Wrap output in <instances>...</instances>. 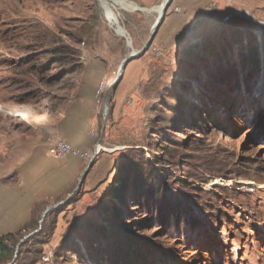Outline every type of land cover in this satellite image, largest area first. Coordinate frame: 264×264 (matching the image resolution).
Wrapping results in <instances>:
<instances>
[{
    "label": "rangeland",
    "instance_id": "obj_1",
    "mask_svg": "<svg viewBox=\"0 0 264 264\" xmlns=\"http://www.w3.org/2000/svg\"><path fill=\"white\" fill-rule=\"evenodd\" d=\"M105 1L132 47L100 0H0V181L14 182V148L58 140L83 69L106 57L112 71L95 95L97 152L106 146L116 163L136 150L157 182L130 184L126 222L134 231L125 232L102 216L114 168L93 186L85 176L69 197L33 206L0 264H264V0H198L203 10L194 23L175 0L161 26L165 40L157 36L126 66L120 102L142 72L144 79L137 97H127L124 119L112 116V84L158 17L132 8L163 0ZM186 24L198 31L177 42ZM64 46L74 53H54ZM129 75H136L131 82Z\"/></svg>",
    "mask_w": 264,
    "mask_h": 264
},
{
    "label": "crops",
    "instance_id": "obj_2",
    "mask_svg": "<svg viewBox=\"0 0 264 264\" xmlns=\"http://www.w3.org/2000/svg\"><path fill=\"white\" fill-rule=\"evenodd\" d=\"M192 1L179 0L177 5H181L186 11L184 16L194 23L201 18L203 2L195 0L192 3ZM159 35L165 40L166 32H161V27L156 37ZM161 38L156 39L161 40ZM110 62L112 61L106 57H97L87 63L82 71L78 93L74 96L76 98L62 111L56 128V139L66 140L73 147L85 152L87 157L75 154H67L61 158L54 157L49 154L46 146H39L36 140L24 148H14L15 151H19L14 160V182L0 181V236L15 232L25 225L32 215L33 206L39 201L45 204L61 201V198L69 197L72 190L78 186L80 177L90 162V154L93 157L97 150L99 140L96 131L100 128V115L95 95L100 82L108 78L112 71ZM132 76L136 75H129V82ZM125 79L126 74L115 91L112 116L116 119L126 117L124 113L128 108L125 104L126 99L137 97L136 85L144 79V74L142 72L137 76L132 82V88L125 93L123 90L122 94L126 95V98L120 102L118 91ZM106 150L107 147L104 146L100 150L103 153L95 157L94 164L85 177L87 186L97 184L114 168L115 155L112 151Z\"/></svg>",
    "mask_w": 264,
    "mask_h": 264
},
{
    "label": "trees",
    "instance_id": "obj_3",
    "mask_svg": "<svg viewBox=\"0 0 264 264\" xmlns=\"http://www.w3.org/2000/svg\"><path fill=\"white\" fill-rule=\"evenodd\" d=\"M54 53H61L63 56L66 54L69 56L74 52L72 47L68 46L65 48H56ZM76 70L77 66H70L69 68L70 72ZM157 179L158 174L156 169L145 160L143 154L135 150L120 157L114 165V176L100 198L102 216L104 219L125 232H133L134 229L132 224L126 222L128 189L130 184H132L135 189L136 187L139 188L146 185L149 180L157 182ZM53 223L51 227L52 232L57 222L53 221ZM15 235L16 233L10 232L5 236H0V259H4L7 253L8 246L6 241L13 238Z\"/></svg>",
    "mask_w": 264,
    "mask_h": 264
},
{
    "label": "water",
    "instance_id": "obj_4",
    "mask_svg": "<svg viewBox=\"0 0 264 264\" xmlns=\"http://www.w3.org/2000/svg\"><path fill=\"white\" fill-rule=\"evenodd\" d=\"M100 1H101L102 5H103V2H102L103 0H100ZM174 1L175 0H163V2L161 3V5H157V6H160V7L154 6L152 8H143V7H140V6L136 5V9L135 10H142V11H147V12L156 11V12H158V17L156 18V20L152 24L150 37L148 38V40L145 43L144 47L142 49H140V50H136V49L133 48L132 49V52L127 57H125L123 59L121 65L119 67L118 76H117L116 80L114 81V83L112 84V86H116V88H117L119 86V84L121 83L122 79H123L126 66L129 64V62H131L133 59L137 58L138 55H142V54L146 53L149 50V48L153 45L154 40L156 38V35L158 33V30L160 29V27L164 23V21L166 19V16H167V13L170 10V8L172 7ZM103 7H104V5H103ZM157 8H159V9H157ZM113 25H116V24H113ZM117 33H119L120 35L124 36L127 39L128 44L131 47L133 46L132 38H131L130 34L128 33V31L126 29H123L121 31H118L117 30ZM107 95H108V93L105 95V109H104L105 115L107 114V111L109 109V102H108V99H107ZM97 154H98V152H96L94 154V156L91 158V160H90V162L88 164V167L83 172V174H82V176H81V178L79 180V184H78L77 188L80 187V185L82 184V181H83L84 177L87 175L89 169L94 164L95 157L97 156ZM60 203H62V202H60ZM57 205H59V203L56 204V205H50V206H48L44 210L43 216L45 217L47 215V213L50 211V209L53 208V207H56ZM30 235L31 234L25 236L24 239H22L20 241V243H22Z\"/></svg>",
    "mask_w": 264,
    "mask_h": 264
},
{
    "label": "built area",
    "instance_id": "obj_5",
    "mask_svg": "<svg viewBox=\"0 0 264 264\" xmlns=\"http://www.w3.org/2000/svg\"><path fill=\"white\" fill-rule=\"evenodd\" d=\"M179 7L176 8L178 10ZM198 31L197 24L188 26L187 24L181 29V37H176L177 42H183L187 38H193V36ZM103 88V87H101ZM62 141H66L64 139H58L57 143H52V147H48V152L50 155L54 157H64L67 154H77L79 156L82 153L81 149L71 148V144L69 143V149H62ZM102 149V148H101Z\"/></svg>",
    "mask_w": 264,
    "mask_h": 264
},
{
    "label": "bare ground",
    "instance_id": "obj_6",
    "mask_svg": "<svg viewBox=\"0 0 264 264\" xmlns=\"http://www.w3.org/2000/svg\"><path fill=\"white\" fill-rule=\"evenodd\" d=\"M113 1L116 3V0H113ZM102 2H103V5H104V8H105V11H106V13H107L109 19L112 21V23H115V24L117 25V27H118L117 30H118V31L123 30L124 28H123L122 26L119 25L118 20L116 19L117 17L112 13V11H111L110 7L107 5L106 1L103 0ZM160 5H161V4H160ZM124 6H126V7H128V8L131 7V6H130L129 4H127V3H124ZM157 7H160V6H157ZM131 8H132V7H131ZM132 9H135V7H133ZM157 9H159V8H157ZM178 9H179V8H178ZM197 28H198V27H197ZM177 37H181V30H180V32L177 33ZM101 87H103V84L101 85ZM101 89H102V88H101ZM97 94H98V93H97ZM128 103H129V102H128ZM52 143H57V140L53 141ZM50 147H52V144H51ZM100 147H102L101 144L98 145L97 150L100 149ZM71 148H75V147H73V146L71 145ZM62 149H69V143H68L67 141H62ZM97 150H96V152H97ZM75 155H77V154H75ZM79 156H81V157H87L88 155H87L85 152L82 151V153H81Z\"/></svg>",
    "mask_w": 264,
    "mask_h": 264
}]
</instances>
